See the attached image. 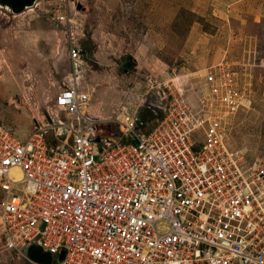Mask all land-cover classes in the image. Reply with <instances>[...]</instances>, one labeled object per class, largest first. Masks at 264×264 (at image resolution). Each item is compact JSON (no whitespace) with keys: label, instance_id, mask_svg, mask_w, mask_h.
Listing matches in <instances>:
<instances>
[{"label":"built area","instance_id":"2783aa9c","mask_svg":"<svg viewBox=\"0 0 264 264\" xmlns=\"http://www.w3.org/2000/svg\"><path fill=\"white\" fill-rule=\"evenodd\" d=\"M58 1L51 18L70 28ZM68 56L77 73L73 42ZM221 69L196 102L168 92L153 123L117 115L115 136L100 134L75 83L25 136L0 122V252L25 257L35 243L52 264H264V169L227 143L225 121L247 100Z\"/></svg>","mask_w":264,"mask_h":264},{"label":"rangeland","instance_id":"374dc122","mask_svg":"<svg viewBox=\"0 0 264 264\" xmlns=\"http://www.w3.org/2000/svg\"><path fill=\"white\" fill-rule=\"evenodd\" d=\"M66 2L70 28L51 18L58 0H38L15 15L0 7V122L25 136L59 114L56 93L75 83L102 121L100 134L115 136L117 115L151 121L168 92L196 102L208 78L232 67L247 102L225 121L227 143L264 169V0ZM70 42L82 53L77 73ZM215 65L221 68L213 72ZM0 264L30 262L0 252Z\"/></svg>","mask_w":264,"mask_h":264},{"label":"water","instance_id":"95a60500","mask_svg":"<svg viewBox=\"0 0 264 264\" xmlns=\"http://www.w3.org/2000/svg\"><path fill=\"white\" fill-rule=\"evenodd\" d=\"M37 1L38 0H0V7L15 15L33 7ZM154 116L155 115H153V117ZM96 140L98 141V139ZM24 255L29 261L37 264L53 263V256L48 252H44L42 248L35 243L30 244L24 249ZM58 259H63V252L59 255Z\"/></svg>","mask_w":264,"mask_h":264},{"label":"flooded vegetation","instance_id":"af4514ba","mask_svg":"<svg viewBox=\"0 0 264 264\" xmlns=\"http://www.w3.org/2000/svg\"><path fill=\"white\" fill-rule=\"evenodd\" d=\"M158 115H159V112H157L155 116H158ZM153 118H154V117H153ZM153 118H152V119H153ZM145 119H146V118H145ZM152 119H151V120H152ZM139 121H140V120H139ZM143 121H144V120H143ZM149 121H150V120H147V121H144L143 123L141 122L140 124H141V125H143V124H147Z\"/></svg>","mask_w":264,"mask_h":264},{"label":"bare ground","instance_id":"6f19581e","mask_svg":"<svg viewBox=\"0 0 264 264\" xmlns=\"http://www.w3.org/2000/svg\"><path fill=\"white\" fill-rule=\"evenodd\" d=\"M140 117L142 118V120H144L146 117V114H142V115H140Z\"/></svg>","mask_w":264,"mask_h":264}]
</instances>
